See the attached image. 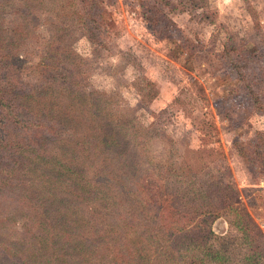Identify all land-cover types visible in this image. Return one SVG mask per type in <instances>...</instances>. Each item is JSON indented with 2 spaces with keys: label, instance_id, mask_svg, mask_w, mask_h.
<instances>
[{
  "label": "trees",
  "instance_id": "obj_1",
  "mask_svg": "<svg viewBox=\"0 0 264 264\" xmlns=\"http://www.w3.org/2000/svg\"><path fill=\"white\" fill-rule=\"evenodd\" d=\"M72 3L30 85L16 74L22 31L15 40L0 33V229L18 223V208L22 233L36 239L23 264H264V233L247 213L228 195L213 203L210 184L171 164L159 166L156 182L148 132L124 124L110 94L83 88L76 63L68 66L76 56L66 35L77 27L100 43L103 18L98 0ZM149 11L156 21L164 13L156 3ZM15 185L25 196L12 193ZM224 217L240 235L215 230ZM5 238L0 264H22Z\"/></svg>",
  "mask_w": 264,
  "mask_h": 264
},
{
  "label": "rangeland",
  "instance_id": "obj_2",
  "mask_svg": "<svg viewBox=\"0 0 264 264\" xmlns=\"http://www.w3.org/2000/svg\"><path fill=\"white\" fill-rule=\"evenodd\" d=\"M198 2L192 9L186 0H98L101 44L76 27L66 35L76 56L68 66L76 63L86 91L111 95L124 124L148 132L156 182L164 163L193 173L207 190L211 185L213 203L228 195L264 233V0ZM154 3L164 11L160 21L149 11ZM72 4L0 0V33L15 40L22 31L16 74L25 86L37 81L34 67L57 38L58 23L69 24ZM13 189L25 196L22 186ZM14 213L18 223L0 229V241L14 242L23 264L36 239L25 237V217ZM214 227L240 235L225 217Z\"/></svg>",
  "mask_w": 264,
  "mask_h": 264
}]
</instances>
